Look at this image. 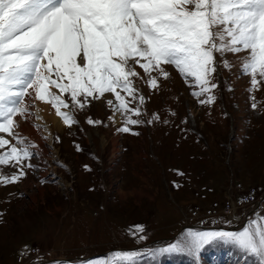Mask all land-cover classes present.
Segmentation results:
<instances>
[{
    "label": "rangeland",
    "instance_id": "obj_1",
    "mask_svg": "<svg viewBox=\"0 0 264 264\" xmlns=\"http://www.w3.org/2000/svg\"><path fill=\"white\" fill-rule=\"evenodd\" d=\"M248 55L215 53L217 87L199 98L192 95L199 91L192 79L185 80L174 66L164 65L166 79L152 73L156 89L137 66L143 79L134 78V86L145 101L142 115L132 118L143 122L127 125L129 132L118 131L125 126L122 117L119 125L109 119L115 115L107 104L114 100L111 93L73 109L78 123L54 131L58 157L42 162L31 149L35 167L25 168L16 183L0 184V264H202L187 251L152 253L183 242L190 231L240 232L192 226L236 223L234 216L247 211L251 201L261 204L260 215L251 214L246 228L264 222V80L249 91L251 77L242 69ZM208 95L214 101L201 104ZM89 117L101 123L88 124ZM2 171L10 175L16 169ZM29 181L34 187L25 191ZM225 249L238 260L246 257L232 264H259L257 257L222 241L205 245L199 255L211 253L205 255L212 264ZM117 253L135 256L122 260Z\"/></svg>",
    "mask_w": 264,
    "mask_h": 264
},
{
    "label": "snow or ice",
    "instance_id": "obj_2",
    "mask_svg": "<svg viewBox=\"0 0 264 264\" xmlns=\"http://www.w3.org/2000/svg\"><path fill=\"white\" fill-rule=\"evenodd\" d=\"M242 51L249 53L242 69L251 77L252 91L264 80V0H0V133L11 137L0 135V184L16 183L25 168L35 167L31 149L37 146L19 131L16 117L40 119L31 111L36 101L51 105L71 127L78 123L73 109L111 93L114 100L107 104L125 124L118 131L129 132L127 125L143 122L132 118L142 115L145 101L134 86V78L143 79L137 66L152 89L158 87L152 73L166 79L164 65L174 66L185 80L192 79L191 86L199 89L192 95L199 98L217 87L215 53ZM214 99L208 95L200 103ZM87 123L101 121L89 117ZM4 167L16 171L7 175ZM217 241L234 244L264 264V222L258 221L240 232L190 231L183 242L152 254L187 251L198 257ZM116 256L131 260L135 253Z\"/></svg>",
    "mask_w": 264,
    "mask_h": 264
},
{
    "label": "bare ground",
    "instance_id": "obj_3",
    "mask_svg": "<svg viewBox=\"0 0 264 264\" xmlns=\"http://www.w3.org/2000/svg\"><path fill=\"white\" fill-rule=\"evenodd\" d=\"M53 91H55V89H53ZM25 99H26V102L29 101L28 97H26ZM61 110L67 111V109H61ZM31 111L33 113H36L38 111V115L40 119H37L35 116L30 117L28 120H24L23 118L16 117V119L20 123L19 131L22 133L24 137H27L29 142L37 146L35 148H32V150H34L37 153V155L40 157L42 162L44 158H50L51 160L53 159L55 160V158L58 157L59 155V151L55 147V143H54L55 138H53L54 131L55 130L64 131L69 126H66L63 123L62 119L55 114V110L51 107V105L46 104L44 102L36 101L35 104L31 107ZM120 118L121 116L118 113H115L114 121L117 125H119L121 122ZM37 125L39 127H37ZM9 139H11V137ZM103 144H104V141H103ZM118 153H119V150H118V147L116 146L115 150L113 151L114 157H116ZM29 186L34 187L31 181L25 184L24 190L27 191ZM63 186L67 187V183H65ZM39 188L40 186L37 189L38 191H39ZM43 191L44 190L40 188L39 193L41 192L40 193L41 196H44ZM32 200L35 202L36 198L32 197ZM262 209L264 212V203L262 205ZM231 215L233 214L231 213Z\"/></svg>",
    "mask_w": 264,
    "mask_h": 264
},
{
    "label": "water",
    "instance_id": "obj_4",
    "mask_svg": "<svg viewBox=\"0 0 264 264\" xmlns=\"http://www.w3.org/2000/svg\"><path fill=\"white\" fill-rule=\"evenodd\" d=\"M260 205V203L258 204V206ZM242 219L243 220H246L247 219V216L246 215H243L242 216ZM223 228V227H222ZM224 228H227V229H230V228H228V227H224ZM46 263H49V262H43V263H41V264H46Z\"/></svg>",
    "mask_w": 264,
    "mask_h": 264
},
{
    "label": "built area",
    "instance_id": "obj_5",
    "mask_svg": "<svg viewBox=\"0 0 264 264\" xmlns=\"http://www.w3.org/2000/svg\"><path fill=\"white\" fill-rule=\"evenodd\" d=\"M251 202H252V204H253L255 201H254V202H253V201H251Z\"/></svg>",
    "mask_w": 264,
    "mask_h": 264
}]
</instances>
